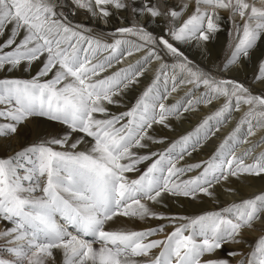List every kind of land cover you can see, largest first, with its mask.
Returning <instances> with one entry per match:
<instances>
[{"label": "snow or ice", "instance_id": "1", "mask_svg": "<svg viewBox=\"0 0 264 264\" xmlns=\"http://www.w3.org/2000/svg\"><path fill=\"white\" fill-rule=\"evenodd\" d=\"M65 4L72 15L83 10L104 25L118 18L121 26L93 33L69 19ZM225 22L230 51L218 72L239 71L251 61L248 84L202 69L181 50L193 43L206 49ZM153 25L163 28L157 33ZM136 53L143 56L135 65L103 74ZM153 62L159 68L152 83L132 107L113 113ZM37 63L30 78L13 75ZM182 87L181 101L164 103ZM214 101L220 106L192 132L149 151L166 142L153 135L154 126L173 130L171 120ZM245 107L207 160L180 165ZM37 118L63 131H37L35 140L13 148ZM258 129L264 130V0H0V151L10 153L0 156V250L7 253L0 264H56L57 251L62 264H232L229 257L237 256L236 264H264V229L250 253L219 255L264 225V192L194 216L151 206H165L168 197L216 198L217 185L230 177L264 179L259 143L236 154ZM188 173L196 174L183 179ZM121 216L167 224L110 230L109 222Z\"/></svg>", "mask_w": 264, "mask_h": 264}, {"label": "bare ground", "instance_id": "2", "mask_svg": "<svg viewBox=\"0 0 264 264\" xmlns=\"http://www.w3.org/2000/svg\"><path fill=\"white\" fill-rule=\"evenodd\" d=\"M175 1L180 2V0H175ZM64 12L66 15H68L69 19L72 20L73 23L88 25L89 28L92 30V32L96 34H100L101 31L110 32L114 27L121 26L120 24L122 23L118 18H114L112 24L104 25L102 23L93 20L83 10L79 11L75 15H72L70 12L69 4L64 5ZM222 14H224L223 16H226V13H222ZM116 24L119 25L115 26ZM161 28H163V25H161L160 27H156L155 25L150 26V30H155L157 33L160 32ZM106 39L107 42L109 43L112 42L111 36H107ZM180 47L181 50L184 51L186 55L191 60L194 61V63H196L206 71L208 70L212 71L213 74L217 76L236 79L245 84H248L250 83L252 74L255 71V65L251 61H249L247 68L239 71L226 72V74H221L220 72L216 71L221 65L219 64L218 60H215L217 58L215 56L217 54V50L221 49L218 39H213L212 42L208 44L206 49L197 47L194 43L189 45H180ZM141 54L142 53L140 54L138 53V54H134L131 57L125 58L122 61V63L115 65L113 68H110L111 71H107L106 73L103 74L107 75L118 70L119 68H127L130 65H135L136 62L142 58L143 55ZM166 60L168 63H171V59L166 58ZM38 66H39L38 63L34 65L32 67L31 72H25V73L16 72L13 75L16 77L30 78L31 75H34L35 72L38 70ZM148 67L150 68V70H147L145 72L144 76H142L143 78L140 79V83L137 84L135 87L128 89L125 92L124 96L122 97L121 106L112 107L111 110L113 113L124 112L128 110L130 107H132L133 106L132 104L135 103L136 99L139 98V96L143 93V91L152 83L156 75V70L159 68V63L153 62ZM254 91L256 93H259L261 89L259 87H255ZM186 92H187V88L182 87L177 92L170 94V96L167 98V100H165L164 103L168 105L175 104L178 101L182 100ZM197 94L199 95V93ZM218 103L207 106L201 105L198 111L186 113L185 118H182L180 120H176V119L171 120L170 123L173 130L163 129L158 125L154 126L155 131L153 132V135H155L158 138L165 137L166 142L162 144H153L149 149V151H163L170 145L171 142L179 139L181 136L186 135L189 132H192L196 128V126L207 115H210L220 106V104ZM244 111H247L246 107L241 112H234V115L232 114L231 119L221 127L220 131L217 132L208 141H206L207 144L204 143L200 148H198L195 152H193L191 156H185L184 160L180 161V165L195 164L200 161L207 160L215 151L216 147L221 143V141L226 136H228L229 133L232 132V130L235 128L240 118L243 116ZM235 121H236L235 126L232 127ZM253 123L255 124V121H253ZM29 129L31 131L29 133H26L25 140L21 142H13V148L18 147L19 143H24V142L30 143L33 140H35L37 131L47 132L49 136L56 135L63 131L61 125L49 123L46 120H43L42 118H37V120L34 123L29 125ZM263 135H264V130L258 129L256 131V135L249 137L248 138L249 142L241 145L238 148L236 154L240 155L245 150L255 145V142L258 141V139ZM140 151H144V150H140ZM262 152H264V143H262L260 147L255 149V155H259ZM9 154L10 153L0 151V156L9 155ZM140 167L143 168L145 166L141 165ZM130 175L135 177V175L136 176L139 175V172H136V174L131 173ZM261 192H264V179L262 178L249 177V176L230 177L228 181H222L220 185H217L216 198L210 199L207 197H201L198 200L191 201L182 197H168L165 200V206H161V205H151V206L154 211L158 213H163L165 215L194 216L209 211H217L221 208L229 206L233 202H238L242 199L251 198L255 195L260 194ZM160 222L162 223L163 221L151 219L145 222V221L130 219L128 217L121 216L115 218L114 221L109 222L107 227L110 230L138 231L147 228H155L158 226V224H161ZM4 227H5V223L0 222V230H3ZM255 227L256 229H258V232H260V234L257 235L260 236L262 232L259 230L264 229V227H262L261 225H255ZM247 234L249 233L248 232L244 233V238L246 240L245 244L241 246L225 245L223 250H226L227 252L233 250H243L245 251V253L248 250L247 253H249V251L252 248L254 249L258 237L256 238L254 237L256 233H253V235H247ZM153 239H163V238L161 237L159 238V236H155L153 237ZM97 246L98 245H94V247ZM223 250L222 252H220L219 255L225 256L223 254ZM6 255H7L6 252L0 250V256H6ZM229 258L232 259V264H236V261L241 259L240 256H237L235 258H231V257ZM62 262H63L62 253L57 251L56 264H62Z\"/></svg>", "mask_w": 264, "mask_h": 264}, {"label": "rangeland", "instance_id": "3", "mask_svg": "<svg viewBox=\"0 0 264 264\" xmlns=\"http://www.w3.org/2000/svg\"><path fill=\"white\" fill-rule=\"evenodd\" d=\"M62 2H63V0H62ZM169 2L171 3V2H175V3H179L178 1H175V0H169ZM222 15H224V14H222ZM228 14L226 13V16H227ZM226 16H224L225 17V20L227 21V17ZM117 25H119V24H116L115 26H117ZM121 25V24H120ZM230 28H231V24L229 23V22H225L223 25H222V31L220 32V33H218L217 34V36H216V38L215 39H218L219 40V44H220V50H217V54L215 55L217 58L215 59V60H218V62H219V64H223L224 62H225V60H226V58H227V56H228V54H229V51H230V49H229V43H230V39H229V35H228V32H229V30H230ZM129 39H135V38H132V37H129ZM210 42H212V41H210ZM209 42V43H210ZM136 54H138V53H136ZM140 54V53H139ZM186 54V53H185ZM103 55H106V53H103V54H101V58L103 57ZM141 55H143V53L141 54ZM140 55V56H141ZM170 59V58H169ZM171 63H172V60H171ZM171 63H169V64H171ZM215 66H216V64H215ZM148 70H150V68L148 67ZM215 70H216V68H215ZM214 70V71H215ZM108 71H111L110 69H108ZM216 71H218V70H216ZM111 74V73H110ZM221 74H226V72H224V73H221ZM107 75H109V74H107ZM171 75H172V71H171V69H169V76L171 77ZM144 76V75H143ZM143 77H140V79H142ZM171 82V81H170ZM169 82V84L167 85V87L168 88H171V83ZM163 90H164V86L163 85H160V91H161V93H163ZM175 93V92H174ZM172 94V93H171ZM170 96V95H169ZM168 96V97H169ZM165 102V101H164ZM215 103H218V102H216V101H214L212 104H215ZM218 104H220V103H218ZM133 105V104H132ZM202 106H205V105H202ZM233 115H234V113H233ZM235 123H236V121L233 123V125H232V127H234L235 126ZM259 143L260 145L262 144V143H264V135L262 136V137H260L259 139H258V141H256L255 142V144L256 143ZM204 143H206L207 144V142H204ZM258 148V147H257ZM145 166V165H144ZM136 174V173H135ZM194 176L196 173H188L187 175H185L184 176V178L183 179H188V178H190L191 176ZM189 175V176H188ZM136 176V175H135ZM225 206H227V205H225ZM164 222V223H163ZM161 224H167V221H163ZM161 224H158V226L159 225H161ZM256 225H261V224H259V223H257ZM262 227H264V225H261ZM171 231L170 230V228H166V231ZM245 232H248L249 234H247V235H253V233H256V235L254 236L255 238L256 237H258L259 238V234H260V232H258V230L257 231H245ZM244 232V233H245ZM258 234V235H257ZM163 238V235H160L159 236V238ZM224 249V248H223ZM253 249V248H252ZM251 249V250H252ZM250 250V251H251ZM236 251H240V252H244L245 253V251H243V250H236ZM250 251H249V253H250ZM220 252H222V251H220ZM220 252H219V254H220ZM230 252V251H229ZM248 252V250L246 251V253ZM226 253H228L226 250H223V254L224 255H226Z\"/></svg>", "mask_w": 264, "mask_h": 264}]
</instances>
